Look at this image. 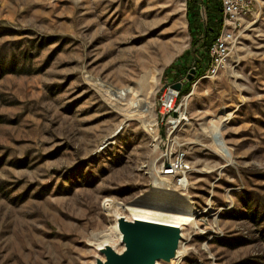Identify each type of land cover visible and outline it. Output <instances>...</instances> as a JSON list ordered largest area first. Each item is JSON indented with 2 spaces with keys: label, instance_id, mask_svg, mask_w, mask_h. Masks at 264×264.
I'll use <instances>...</instances> for the list:
<instances>
[{
  "label": "rangeland",
  "instance_id": "1",
  "mask_svg": "<svg viewBox=\"0 0 264 264\" xmlns=\"http://www.w3.org/2000/svg\"><path fill=\"white\" fill-rule=\"evenodd\" d=\"M187 1L0 0V264H95L107 204L178 195L179 264H264V0L217 73L184 81L208 21ZM179 152L185 186L161 173Z\"/></svg>",
  "mask_w": 264,
  "mask_h": 264
},
{
  "label": "water",
  "instance_id": "2",
  "mask_svg": "<svg viewBox=\"0 0 264 264\" xmlns=\"http://www.w3.org/2000/svg\"><path fill=\"white\" fill-rule=\"evenodd\" d=\"M191 69L184 81L192 78ZM182 82L173 85L180 90ZM122 251L107 245L100 249L103 257H97L95 264H158L159 261L171 262L176 257L182 229L175 225H165L145 219L119 218Z\"/></svg>",
  "mask_w": 264,
  "mask_h": 264
},
{
  "label": "built area",
  "instance_id": "3",
  "mask_svg": "<svg viewBox=\"0 0 264 264\" xmlns=\"http://www.w3.org/2000/svg\"><path fill=\"white\" fill-rule=\"evenodd\" d=\"M222 5L223 22L221 30L210 47V65L208 74L214 75L219 67L224 63L233 44L237 39V34L246 25L253 15V0H220ZM174 96L169 97L170 93ZM180 91L169 89L162 97L161 104L166 112L174 109L175 98ZM190 166L185 161V153L179 152L176 155L166 156L161 164V173L165 176L176 178L179 186H185L187 173Z\"/></svg>",
  "mask_w": 264,
  "mask_h": 264
},
{
  "label": "bare ground",
  "instance_id": "4",
  "mask_svg": "<svg viewBox=\"0 0 264 264\" xmlns=\"http://www.w3.org/2000/svg\"><path fill=\"white\" fill-rule=\"evenodd\" d=\"M169 96L172 98L174 94L171 92ZM215 133L217 134L220 133L219 127H216ZM218 145L220 148H224L222 141ZM160 197L162 199L163 198L166 199L165 196L164 197L160 196ZM169 200H172L171 204L173 205L171 206H167V205L161 206L160 204L145 205L141 202H133L127 205V209L130 212V216L121 215L123 213L119 214L121 208H123L124 205L111 201L106 206L109 209L114 207L113 214L117 213V215L115 216V221L111 227V232L107 234L101 242H99L97 250L100 252V249H102L107 245L115 248L117 251L123 250V247L122 248L117 247L118 243H122L121 232L119 229V218L121 217H125L127 219H136V218L145 219L157 223H162L165 225H175V226H179L183 230L184 227L187 224H189L191 220H193V216H194L193 206L191 205L188 198L182 197L181 195H178L175 198H170ZM185 237L186 236L184 232H182V239L180 241V245L176 257L171 260L170 264H179L180 261L185 256L186 251L183 248L184 247L183 241Z\"/></svg>",
  "mask_w": 264,
  "mask_h": 264
},
{
  "label": "trees",
  "instance_id": "5",
  "mask_svg": "<svg viewBox=\"0 0 264 264\" xmlns=\"http://www.w3.org/2000/svg\"><path fill=\"white\" fill-rule=\"evenodd\" d=\"M201 0H190L187 1V9L188 13L191 14V19H196L198 17V3ZM202 5L207 10V17L208 21L205 25V38L203 43L201 44L203 48L195 49L192 51V64L185 70V76H188V72L191 71V68L194 66L197 74L201 75L200 73L207 67H209L211 57H210V47L212 46L213 42L215 41L216 37L218 36L221 27H222V5L220 0H202ZM205 2V3H204ZM199 44L198 40L193 42V45L196 46ZM203 50V51H201ZM200 55L198 56V54ZM197 77V76H195ZM195 80V79H193ZM184 86V85H183ZM181 87L180 93L184 91V87Z\"/></svg>",
  "mask_w": 264,
  "mask_h": 264
}]
</instances>
